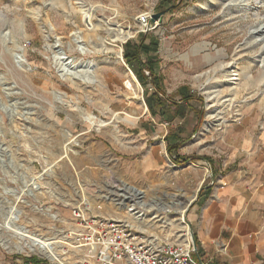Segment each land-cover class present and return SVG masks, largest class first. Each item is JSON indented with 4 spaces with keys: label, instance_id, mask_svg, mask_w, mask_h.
Masks as SVG:
<instances>
[{
    "label": "rangeland",
    "instance_id": "1",
    "mask_svg": "<svg viewBox=\"0 0 264 264\" xmlns=\"http://www.w3.org/2000/svg\"><path fill=\"white\" fill-rule=\"evenodd\" d=\"M229 1L231 10L245 7L234 0H0L1 232L17 236L6 228L12 214L22 232L68 241L58 239L62 260L54 263L31 248H6L0 240V264H35L27 262L31 255L45 264L75 261L73 249L61 242L69 243L71 202L82 184L94 203L100 201L93 195L98 187L116 193L122 179L134 184L145 190L146 214H158L167 224L178 217L173 202L184 203L198 192L192 169L204 166L211 179L242 150L243 135L264 130V42L256 44L264 38L256 32L264 25V0H246L249 6L232 21L224 4ZM142 13L149 15L147 27ZM143 32L146 43L152 36L159 41L142 59H153L166 94L179 99L178 87L188 85L198 97L184 103L189 109L172 122L149 110L151 81L127 87L124 43ZM61 61L79 75L88 69L90 80L69 75ZM208 87L216 90L214 102ZM193 108L204 110L202 121ZM172 127L189 137L177 153L210 161L175 162L165 141ZM256 146H264V139ZM103 207L111 214L121 209L110 200ZM189 208L186 237L158 218L144 221L147 235L191 238Z\"/></svg>",
    "mask_w": 264,
    "mask_h": 264
},
{
    "label": "crops",
    "instance_id": "2",
    "mask_svg": "<svg viewBox=\"0 0 264 264\" xmlns=\"http://www.w3.org/2000/svg\"><path fill=\"white\" fill-rule=\"evenodd\" d=\"M262 139L264 130L243 135L242 150L211 179L204 166L192 169L200 186L188 218L210 264H264V146H256Z\"/></svg>",
    "mask_w": 264,
    "mask_h": 264
},
{
    "label": "built area",
    "instance_id": "3",
    "mask_svg": "<svg viewBox=\"0 0 264 264\" xmlns=\"http://www.w3.org/2000/svg\"><path fill=\"white\" fill-rule=\"evenodd\" d=\"M139 19L147 27L149 15L142 13ZM117 190L115 193L96 188L93 195L100 201L95 203L82 190L71 202L67 232L74 241L70 248L77 258L66 259L68 264H210L192 237L186 241L159 240L125 216L106 212L104 200L114 201L124 209L144 211L142 199L122 187Z\"/></svg>",
    "mask_w": 264,
    "mask_h": 264
},
{
    "label": "bare ground",
    "instance_id": "4",
    "mask_svg": "<svg viewBox=\"0 0 264 264\" xmlns=\"http://www.w3.org/2000/svg\"><path fill=\"white\" fill-rule=\"evenodd\" d=\"M249 2V1H247ZM246 0H234V4L238 5V6H245L248 7L249 3H247ZM213 3V2H212ZM226 4L225 10H227L228 15H230L229 21H232L234 19L237 18V15L239 12H241L245 7H240L239 9H235V10H231L232 6V2H228V3H224ZM258 15V14H257ZM91 20V19H90ZM92 22V21H91ZM256 30H253L251 33L253 34ZM264 32V25L263 27L257 28L256 32ZM120 39L122 41H125L126 36H124L123 34L120 35ZM264 42V38L260 39L259 41L256 42V44H262ZM110 49V48H108ZM93 53L94 51H88L86 49H82V53ZM62 63V67L64 70H66L68 72L69 75H73L74 78H78L79 81H83V82H87L90 80L91 75L89 73V70L85 69L83 70V73L81 75H79L76 72L71 71L70 69H67V63L65 61H61ZM128 68V74L130 79L128 80V84L127 87H129L130 89H134L133 87V83L135 82L137 85H140V82L136 76V74L134 73V71ZM74 83H79L78 81H75ZM211 87V86H210ZM210 87H208L207 90L210 89ZM210 94H211V100L214 102L216 101V96L212 95L216 92V90H209ZM213 104V103H212ZM214 105V104H213ZM122 188L124 189V191H128L131 192L133 195H136L137 197H139L140 199H142V203H145L146 200V194H145V190L138 188L137 186H135L134 184H131L125 180L122 179ZM80 190L85 193V194H89L86 190L85 187L83 186V184L80 187ZM81 193V192H80ZM196 195V191L189 195L188 200H186V202L182 203V202H173V204L176 207V212L178 213V217H176L175 219L171 220L170 222H168L166 224V220L164 221L162 218H160L158 214H146L145 211H139V210H129V209H124L123 207H121V209L116 210V212H114L115 215H119V213H123L125 212L126 214L129 215V217L123 213V215H125V217L132 223L138 225L139 227H141L142 229H145V225H144V221L147 218H158L159 221H161L163 226H170V225H175L178 230L182 232L181 234L186 237V230L188 229V224L186 223V221L184 220V216H185V211L187 209V206L189 204V202H191L194 197ZM146 204V203H145ZM122 211V212H120ZM6 223L9 225V230L13 231L14 233H17V236L15 235H5L4 233L1 232V227H5L3 223H0V240L2 241L3 245L6 248L12 249L14 247H16L17 249H19L20 251H25L26 248H31L32 250H35L37 252H39L40 254H45L47 256H49L51 258V260L55 263H59L62 260V255L59 253L58 250V241L59 240H64L66 241V243L68 242L66 240V236H61L60 239H56V240H49V238L41 236V235H37V234H30V233H26V232H22L20 231L18 228L20 227V224L17 220L14 219V216L12 214H8V218L6 219ZM164 221V222H163ZM16 230H15V229ZM146 230V229H145ZM189 231H190V226H189ZM69 237V243H62L61 244H65L66 247L70 248L71 246H74V241L70 238L69 234H67ZM180 236V235H179ZM159 240H164L161 239L159 237H157ZM16 240L15 242L13 240ZM182 239V238H181ZM189 239V238H188ZM182 240H187L185 238H183ZM66 252V251H65ZM64 252V253H65ZM66 260V259H65ZM67 263V260H66ZM68 264V263H67Z\"/></svg>",
    "mask_w": 264,
    "mask_h": 264
},
{
    "label": "trees",
    "instance_id": "5",
    "mask_svg": "<svg viewBox=\"0 0 264 264\" xmlns=\"http://www.w3.org/2000/svg\"><path fill=\"white\" fill-rule=\"evenodd\" d=\"M147 36L148 32H143L140 39H128L124 43V59L142 84H147L151 81L154 85V88H152L154 89L153 92L146 96V103L151 113L153 115L159 113L165 117L166 120L172 122L181 111L187 110L186 108L189 109V105L186 108L183 106L184 103L189 104L191 100L198 97L194 95L192 89L188 85H181L178 87L175 95H180L179 99L166 94V89L161 82L162 76L158 73L157 66L155 65V62H153V59L149 58L148 63L143 62L142 59L143 54L148 55L152 50H156L159 44V41L153 36L151 37L150 42L146 43L145 39ZM146 69L149 70V74L146 73ZM193 110L196 112L199 111V120L202 121L204 110L197 108H193ZM182 132L183 128L172 127L165 136L168 153L172 157L176 153L173 160L177 163H184L188 160H196L198 158L209 160V157L205 155L193 154L187 156L177 153L180 146L189 139V137L184 136ZM194 237L198 246V251L200 252V241L196 232H194ZM27 261L37 264H45L46 262L35 255L27 257Z\"/></svg>",
    "mask_w": 264,
    "mask_h": 264
},
{
    "label": "water",
    "instance_id": "6",
    "mask_svg": "<svg viewBox=\"0 0 264 264\" xmlns=\"http://www.w3.org/2000/svg\"><path fill=\"white\" fill-rule=\"evenodd\" d=\"M163 12H164V11L157 12V13H153L152 18L150 19L149 25H153L154 22L156 21V19H158V18L161 17V15L163 14ZM121 55H123V54H121ZM122 58H124V56H122ZM128 67H129V66H128ZM129 68H130V67H129ZM197 193H198V192H197ZM197 193H196V195H197ZM196 195H195V197H196ZM192 201H193V200H192ZM192 201L189 202L187 208H189V206H190V204L192 203ZM190 230H191V235H192V239H193V241H194V244L197 246V244H196V240H195V237H194V229H193L192 226H190Z\"/></svg>",
    "mask_w": 264,
    "mask_h": 264
}]
</instances>
